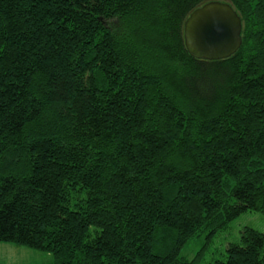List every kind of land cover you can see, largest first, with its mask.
<instances>
[{"label":"trees","instance_id":"16d2710c","mask_svg":"<svg viewBox=\"0 0 264 264\" xmlns=\"http://www.w3.org/2000/svg\"><path fill=\"white\" fill-rule=\"evenodd\" d=\"M210 2L242 21L219 61L183 39ZM250 212L264 215V0H0V243L53 264H202ZM231 232L206 264H264V233Z\"/></svg>","mask_w":264,"mask_h":264},{"label":"water","instance_id":"95a60500","mask_svg":"<svg viewBox=\"0 0 264 264\" xmlns=\"http://www.w3.org/2000/svg\"><path fill=\"white\" fill-rule=\"evenodd\" d=\"M183 39L192 58L224 60L242 45V21L229 4L210 2L195 10L184 22Z\"/></svg>","mask_w":264,"mask_h":264},{"label":"rangeland","instance_id":"374dc122","mask_svg":"<svg viewBox=\"0 0 264 264\" xmlns=\"http://www.w3.org/2000/svg\"><path fill=\"white\" fill-rule=\"evenodd\" d=\"M243 227H251L264 233V215L254 212L246 213L231 223L228 235L225 234L226 230L218 233L215 238L207 242V246L203 251L204 260L202 264H206L216 257L219 258L226 245L233 240L229 236L232 233L231 230L233 232L238 230L239 232ZM204 244V236L190 241L181 252V256L193 257L194 253H197ZM53 261V257L49 253L0 243V264H53Z\"/></svg>","mask_w":264,"mask_h":264}]
</instances>
